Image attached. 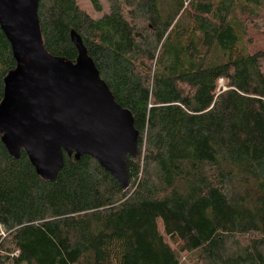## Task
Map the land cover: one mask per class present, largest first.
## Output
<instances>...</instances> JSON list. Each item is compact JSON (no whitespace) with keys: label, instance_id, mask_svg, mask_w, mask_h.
<instances>
[{"label":"trees","instance_id":"trees-1","mask_svg":"<svg viewBox=\"0 0 264 264\" xmlns=\"http://www.w3.org/2000/svg\"><path fill=\"white\" fill-rule=\"evenodd\" d=\"M106 1L37 0L38 33L130 115L127 188L74 153L47 180L0 135V264H264V51L235 15L264 0ZM16 68L0 28V106Z\"/></svg>","mask_w":264,"mask_h":264},{"label":"water","instance_id":"water-1","mask_svg":"<svg viewBox=\"0 0 264 264\" xmlns=\"http://www.w3.org/2000/svg\"><path fill=\"white\" fill-rule=\"evenodd\" d=\"M37 0H0V28L17 68L6 81L0 135L8 153L24 147L37 174L53 180L62 154L89 155L127 188L136 144L130 115L113 100L83 49L76 65L47 59Z\"/></svg>","mask_w":264,"mask_h":264},{"label":"rangeland","instance_id":"rangeland-1","mask_svg":"<svg viewBox=\"0 0 264 264\" xmlns=\"http://www.w3.org/2000/svg\"><path fill=\"white\" fill-rule=\"evenodd\" d=\"M79 7L89 14L92 18H99L102 14L108 12V4L106 0H99L101 6V13H96L89 0H77ZM242 2L236 5L235 15L237 24L240 28V36L242 38L241 47L247 53L256 51H264V4L256 7L254 10L250 4H245L243 7ZM223 82L219 81V88H222ZM191 264V262H188Z\"/></svg>","mask_w":264,"mask_h":264}]
</instances>
